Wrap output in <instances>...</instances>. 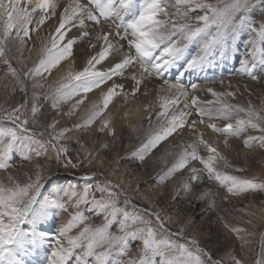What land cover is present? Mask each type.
Here are the masks:
<instances>
[{"label":"snow or ice","instance_id":"1","mask_svg":"<svg viewBox=\"0 0 264 264\" xmlns=\"http://www.w3.org/2000/svg\"><path fill=\"white\" fill-rule=\"evenodd\" d=\"M58 7L56 0H0V57L14 75L16 70L10 63L8 52L11 49L8 45L17 42L23 45L25 38H30V32L38 30L47 19L57 15ZM198 11L203 14H196ZM256 13H260L258 22ZM102 21H111L115 30L109 28L102 34L98 33L92 41L88 23L100 25ZM74 28L78 29V34L69 37L68 33ZM243 34H247L248 39L244 41L246 51L239 59L238 71L257 80L252 69L257 63L264 67V0H216V3L207 0H71L59 13L58 26L50 38L51 47H46L39 63L23 75L51 74V69L57 67L61 60L74 56V46L79 40L89 39L88 46L93 49L99 46V50L86 60L82 70L70 73L52 95L43 97L52 101L54 109L60 102L66 103L81 93L86 95L113 81L103 94V107L93 112L81 127L91 124L107 109L118 94L117 90L124 92V84L116 83L113 78L124 77L129 68H135L136 72L130 76L134 82L133 95L148 81H157V93H163L159 95L160 111L155 113L158 127H150L146 139L134 152L141 162L173 134L188 128L198 139L185 145L186 150L178 155L166 176L188 168L189 180L183 185L186 191H191L193 181L202 182L205 172L209 180L218 182L231 194L264 190V182L242 179L222 171L219 165L222 162V166L227 167V161L197 131L205 117L209 121L234 120V123H225L223 127H217L215 123H208L207 127L223 135L225 144L228 137H239L250 129L256 130L261 135L248 136L244 144L250 146L258 140L264 146V109L228 103L222 98L234 96V93L216 92L211 88L207 91L215 100H200L195 95L190 96L188 91L189 87L193 92L199 91L198 85L191 83L186 86L184 83L185 76L198 75L218 60L224 61L236 55L239 49L237 37ZM119 41L124 43L119 44ZM125 46L128 51L121 60L111 63L107 70L97 67ZM168 74H172V79ZM20 90H25L22 82ZM82 103L83 100H77L68 115ZM18 111L19 108L12 114L0 116V144L3 145L0 170L8 169L11 153L18 141L51 147L57 162L64 161L61 167L76 169L82 163L78 157L77 162H73L67 155V146L61 147L56 143L57 137H62L68 129L46 141L42 139V133L40 140H34L36 133L24 135L30 131L28 120L15 115ZM37 111L38 106L33 103V119ZM194 114L199 119L189 121L188 118ZM147 119L151 125L152 115ZM6 123L14 127H5ZM55 123L53 121L50 127ZM107 125L108 121H104L100 130L103 131ZM8 137L10 140L4 143ZM201 145L207 151V157L199 155ZM192 161H198L202 167L190 166ZM8 179L12 181V177ZM83 179V187L57 183L50 188L52 178L42 183L45 177L38 172L35 180L29 178L22 184L12 182L11 186H6L0 183V264H32L28 258L37 254L43 255V260L37 264H223L200 240L187 237L183 226L176 235L184 237L186 243L176 244L169 239L158 238L159 233L169 231L165 218L153 212L154 220H146L118 206L120 193L115 191L118 185H112L110 181L93 185L90 182L93 176L87 173ZM86 203H91L93 210L103 216L102 224L93 226L86 222L87 217L79 211L80 206ZM129 203L125 194L124 205ZM58 210L60 214L68 213L69 218L53 233L45 228V224L54 223ZM74 228L80 230L71 235ZM230 230L235 233L241 231L237 228ZM239 238L242 247L247 244L242 237ZM133 242L141 245L135 255L130 254ZM228 258L231 264H245L235 255L230 254ZM248 264H264V251Z\"/></svg>","mask_w":264,"mask_h":264},{"label":"rangeland","instance_id":"2","mask_svg":"<svg viewBox=\"0 0 264 264\" xmlns=\"http://www.w3.org/2000/svg\"><path fill=\"white\" fill-rule=\"evenodd\" d=\"M207 2L216 3V0H207ZM196 14L203 13L198 11ZM255 16L256 22H258L260 13H256ZM30 33L31 37L25 39L24 44L30 45L34 42L35 49L39 50L38 57H29L25 62H21L13 55L20 43L8 46L11 49L8 56L11 66L16 70V75L9 70V66L4 64L3 58L0 57V116L12 114L15 109L19 108L15 115H18L21 120H28L27 126L30 129L24 135L29 136L33 132L36 133L33 137L34 140H40L42 133V139L46 141L50 137L56 136L61 130L68 129L62 137H57L56 143L61 147L67 146L69 149L67 155L73 159V162H77L78 157L82 163L76 169L61 167L64 161L57 162L55 151L51 147L42 146L39 143L21 144L18 141L11 153L8 169L0 170V183L6 186H11L12 182L22 184L29 178L35 180L39 172L45 177L42 183H47L48 178H52L50 188L57 183L60 185L78 184L83 187V178L87 173L93 176L90 181L93 185L110 181L112 185L119 186L118 189H115L120 193L118 206L125 207L129 212H134L146 220H154L153 212L164 217L169 231L159 233L158 238L169 239L176 244L186 243L185 238L176 235V233L181 226L185 228L188 218L192 216L196 232L195 234L186 232V236L196 237L200 240L202 245L211 250L214 258L222 260L223 264H231L228 258L230 254L244 260L245 264L259 257L264 251V221L260 222L261 220H259L264 219V190H249L231 194L218 182L209 180L205 172L202 182L201 180L193 181L191 191H186L183 185L189 180L188 168L166 176L178 155L186 150L185 145L196 142L197 136L173 134L141 162L134 152L146 139L150 127H158L155 113L160 111V107L158 105L154 109H149L144 102L135 97L137 92L131 98L132 103L124 106V112L115 111L108 114L107 119L104 117L103 122L108 121V125L103 131L100 130L102 126H98V124L102 121V116L107 109L91 124L84 127L81 125H85L95 111L81 117L78 123L81 125L77 126L75 120L80 111L79 107L71 115L63 114L61 109L66 108L73 100L82 99L85 94L81 93L66 103L60 102L54 109L52 101L45 100L43 97L52 95L61 82H49V73L47 72L37 77L38 79L32 75L28 77L23 75L25 71L39 63L44 55V49L51 47L50 40L46 45H43L35 37L34 32ZM246 39H248L247 34L237 37L239 49L233 57L224 61L218 60L216 64L198 75L185 76V85L196 83L198 87L211 88L216 92H232L235 94L234 96L226 95L222 99L231 104L244 107L251 105L256 109H264V67L257 63L256 67L252 69L258 77L257 80L251 79L247 73L238 71L239 59L244 57L246 51L244 45ZM168 78L172 79V74H168ZM113 79L116 82L115 77ZM21 82L25 88L24 91L20 90ZM112 82L109 81L107 84L101 85L100 88L93 89L85 96L95 93L104 94ZM188 91L190 96L193 95L190 87ZM204 91L202 93L195 91L194 93H197L196 96L200 100H215L207 90ZM117 92L118 94L114 96L115 100L120 98L127 100L124 92L120 93L119 90ZM34 97L37 98L34 99ZM26 101L27 103H25ZM33 103L38 106L35 119L31 112ZM21 105L24 106L21 107ZM131 112L134 114L136 112V114L132 119H129L128 114ZM150 114L153 117L151 125L147 119ZM115 118L116 121L112 122ZM188 119L189 121L197 120L199 117L194 114ZM53 121H56L55 126L50 127ZM228 122L234 123V120L209 121L205 117V122L200 125L215 123L217 127H223ZM4 126L14 127L11 123H6ZM96 126L97 129H95ZM17 131L19 133V130ZM213 135L217 142L214 143V139L211 140L210 137L207 141L216 147L219 155L227 161V167L222 166V162L219 165L222 171L242 179L264 182V146L258 140L252 142L250 146L244 144V140L248 136L259 137L260 132L250 129L239 137H228L227 144L224 143L223 135L215 132ZM8 140L10 137L3 142L7 143ZM105 145H107L106 148ZM2 147L3 145L0 144V149ZM187 150L190 151V149ZM199 155L204 157L208 155L203 145L199 147ZM96 157L101 160L99 165L96 163ZM89 161L91 162L89 163ZM190 166H195L198 169L202 167L198 161L190 162ZM8 177H12L11 182ZM125 194L130 200L127 205H124ZM97 196H99L98 193ZM199 210L201 211L197 213ZM70 211L72 210L70 209ZM79 211L87 217L88 224L93 226L102 224L103 216L93 210L91 203L81 205ZM61 215L58 210L54 223L45 224V228L54 233L67 220L60 221ZM231 228L241 231L235 233L230 230ZM79 230V228H74L70 234L76 235ZM239 237H242L243 241H247L243 247ZM133 243L131 255L138 253L141 246L139 242ZM247 256L251 257L249 261ZM28 259L32 264H37L38 261L43 260V255L37 254Z\"/></svg>","mask_w":264,"mask_h":264},{"label":"bare ground","instance_id":"3","mask_svg":"<svg viewBox=\"0 0 264 264\" xmlns=\"http://www.w3.org/2000/svg\"><path fill=\"white\" fill-rule=\"evenodd\" d=\"M56 2L60 6L56 10L57 15L53 16L50 19H47L46 22L43 25H41L38 30L32 31V33L33 32L35 33V37L38 38L40 43L43 45H46L47 42L50 40L51 36L54 34V30L58 26L59 13L62 11V8L67 5V3L71 2V0H56ZM109 28H111L113 31L115 30V25L111 21H102V24H100V25H92L91 23H88V31L90 33V39L92 41H95V37L98 33L102 34L103 31H105ZM77 34H78V29L74 28L68 33V36L74 37ZM25 39H28V38H25ZM113 43H117V41L113 40ZM118 43L123 44L124 42L119 41ZM33 44H35V43L33 42ZM33 44H30V45H25V44L21 45L20 44V45H18L17 49H16V53L13 55L16 56V58H18L19 61H21V62H25V60L29 57H31V58L38 57V53H39L38 51L39 50H36L35 46ZM88 45H89V39L79 40L77 42V44L74 46V56L66 58L64 60H61L57 67L51 69V74H49V78H48L49 82H54V83L55 82H62V81L67 79V77L69 76L70 73H74L76 71L82 70V68L85 65L86 60L90 56L94 55L96 53V51L99 50V46L96 49H93V48H90ZM127 51H128V49L125 46L124 48L120 49L119 53H114L112 56L109 57L108 60L103 62L102 65H98L97 67L101 68L102 70H107V68L109 67V65L111 63H115V62L121 60ZM133 72H136V69L135 68H129L125 72L124 77H119V76L115 77L116 82L124 84V94L127 96V98H126L127 100H124V99L122 100L121 98L118 100H115L113 97L112 101L110 102L111 103L110 106L107 108V111L102 116V121L99 122L98 126L103 125V123H104L103 119H104V117L107 119L108 114L113 113L115 111H119L122 113V112H124V106L132 103L131 98L134 97V95L132 94L131 89H132V85L134 82L130 79V76H131V73H133ZM46 75H47V73H46ZM39 76L40 75H36L34 77L37 78ZM33 82H34V80H33ZM157 88H158L157 81H148L146 83V86L144 84H142L140 86V90L137 91V94L135 97H138L140 101L144 102L145 106H148L149 109L150 108L154 109V107H157L159 105V102H160L159 95H163V93H160L158 95ZM198 88H199V91H201V93H202V91L207 90L204 87H198ZM191 94L196 96L197 93L195 94L194 92H191ZM76 98H74V99H76ZM77 100H83V103L79 105L80 111L78 112V116L75 120V123L77 124V126L79 125L78 123L81 120V117L89 115L90 112H92V111H98L100 108L103 107V103H102L103 102V94L101 95V94L95 93V94H90L88 96L84 95V97H82V99L78 98ZM77 100H75V101L73 100L71 103L68 104V106L66 108H62L61 112L63 114H68L71 111V109L73 108V106L76 104ZM114 103H115V105H113ZM132 107H131V109H132ZM135 114H136V112H135ZM135 114H134V112L129 113L128 114L129 119H132ZM114 121H116V118L114 120H112V122H114ZM97 128L98 127L96 126L95 129H97ZM197 131H198V133H201L203 135L204 140L207 141V139L210 137V138H212L211 140L214 139V141H215L214 143L217 142V140L214 138L213 131L210 128H208L207 125H204V126L198 125ZM179 134L181 136H187V135L197 136V135L192 133L191 129H188V128H186L183 132H181ZM100 162H101V160L98 157L96 163L98 164ZM200 211L201 210H199L197 213H199ZM68 217H69L68 213H64L61 215L60 221H64V220L68 219ZM259 220H261L260 222L264 221V219H259ZM185 229H186L187 233L195 234L196 229H194V226H193L192 216L190 218H188V223L185 226ZM250 258L251 257L247 256L248 261L250 260Z\"/></svg>","mask_w":264,"mask_h":264}]
</instances>
